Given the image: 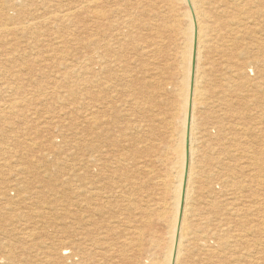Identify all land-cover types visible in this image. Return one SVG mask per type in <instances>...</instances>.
Wrapping results in <instances>:
<instances>
[{
  "label": "bare ground",
  "instance_id": "obj_1",
  "mask_svg": "<svg viewBox=\"0 0 264 264\" xmlns=\"http://www.w3.org/2000/svg\"><path fill=\"white\" fill-rule=\"evenodd\" d=\"M7 2L14 11L11 14L0 11V16L5 18L0 22V41H4L7 36L16 35L37 39L41 29L64 26V22L67 21L72 23L75 17H80L84 12L93 15L96 33L92 51L95 55L92 63L94 66L90 64L89 59L83 58L82 71L79 69L65 71L66 74L69 73L68 78L82 76V90H85L80 97V156L76 157L75 164L79 172L67 173L68 177L71 176L70 179L79 182L73 190H78L76 196L80 211L76 220L69 223L73 224L72 229L65 230V239L62 240L60 237L58 243H52L46 259H42L44 262L34 264H55V260L57 264H196L193 260L195 257L217 249L225 250L223 248L228 247V241H219L220 237L216 229L224 224L214 223L212 227L205 225L203 220L197 219L196 208L189 201L192 199V183L195 179L193 157L197 139L194 137V129H197L195 128L196 113L199 111V106L210 108L217 100L205 98V93L211 86L210 84L209 88L203 86L206 82L203 72L206 60L203 59L201 47L206 42L209 32H207L206 14L207 12L216 15L222 13L230 2L221 0L222 4L215 5L213 0H35L28 9L24 8L26 0H7ZM29 33L31 36H27ZM52 40L56 44L65 42L64 38L60 40L59 35L52 37ZM165 45H169L171 51L167 50ZM140 56L145 57L146 62L143 64L144 77L141 78L139 77L141 75L138 76L132 68V60H140ZM231 62L233 63V59ZM251 65V61L246 60L236 62L235 66L230 65L231 75L224 78L222 76L220 85L223 94H219L222 97L227 95L226 98L233 101L229 96L231 94L238 96L242 91L239 87L243 89L244 84L245 87L256 86L247 77L248 75L246 76V71L251 69ZM91 74H94L93 90H89ZM247 78L249 80H246ZM122 82L132 86V91L124 101L121 96L124 94ZM7 92L9 93V89ZM126 92L128 90L125 88ZM69 93L72 99L77 98L75 92ZM0 108L5 109L4 106ZM127 115L134 121L130 119L132 122L128 123ZM163 117L170 118L169 126L172 133L169 134L172 135L167 134L162 140L159 123ZM165 121L163 123H166ZM261 121L262 119H259L258 123L261 124ZM257 129L258 136L263 138L264 128L257 126ZM127 130L133 133L126 136ZM260 151V155L264 157V147ZM58 165L57 162L53 163L58 169L65 167ZM157 167L161 172L166 171L167 175L163 180L166 193L170 194L167 200L164 198V202L159 200L158 203L150 199L153 190L157 188L153 186L160 174ZM258 168L260 170L259 166ZM21 187L27 188L25 183H22ZM64 187L67 185L56 192H65ZM18 191H16V204L21 202L22 204L11 218H14L21 227L11 234L18 241H26V238L36 236L35 234L40 235L39 231L34 232L29 229L28 223L49 219L55 212L50 211L53 207L52 198L43 201L37 195L38 208L31 207L29 204L32 202L26 199L38 192L28 191L27 196L22 189ZM56 192L52 194L56 195ZM242 230L244 234L250 232L252 234L258 229L254 228L252 232V229L244 227ZM2 234L4 232L0 233ZM235 237L237 243L239 241L248 243L243 239L242 232L235 234ZM253 238L255 241L256 236ZM249 250L246 256L256 253V247ZM242 256L235 255L231 258L241 260ZM12 258L15 259L11 254L7 256L0 253V264H14L15 260ZM202 264L212 263L206 260Z\"/></svg>",
  "mask_w": 264,
  "mask_h": 264
},
{
  "label": "rangeland",
  "instance_id": "obj_2",
  "mask_svg": "<svg viewBox=\"0 0 264 264\" xmlns=\"http://www.w3.org/2000/svg\"><path fill=\"white\" fill-rule=\"evenodd\" d=\"M213 1L215 5L222 4L221 0ZM234 1L228 0L230 3L222 13L216 15L213 12H207L206 14V21L209 25H207V32L209 31L210 34L207 33L206 42L208 41V43L205 42L201 47L203 59L206 60L203 71L206 82L204 81L203 86L208 88L211 86L209 91L205 93V98L217 100L210 108L199 106V111L196 113L195 128L197 129H194V134L197 136L194 135V137L197 139L195 140L196 152L193 157L195 179L192 183V199L189 201L196 208L197 219L203 220L205 225L212 227L214 223L224 224L221 228H216L218 230L216 232L220 237L219 241H228V247L223 248L225 249L223 251L217 249V252L210 251L206 255L200 254L201 256L193 259L196 264H202L206 260L212 264H264V231H262L264 230V157L260 155V150L264 147V141L261 139L264 137L258 136L257 129V126L264 128V0ZM32 3H35V0H26L24 8L28 9ZM233 3L234 5H231ZM203 8L205 7L203 6ZM0 11L11 14L14 10L9 6L7 0H0ZM180 12L182 14V11ZM90 15L89 12L87 14L84 12L80 17H75L72 23L67 21L64 22V26L41 29L37 39H28L16 35L7 36L4 41H0V107H5V109L0 108V233L4 232L0 235V253L14 256L15 259L12 258L15 260L14 264L44 262L42 259H46L52 243H58L60 237L62 240L65 239V230L72 229L73 224L69 223L76 220L77 213L80 211L76 196L78 190H73L79 182L70 179L71 176L68 177L67 173L79 172L78 166L75 164L77 162L76 157L80 156V97L85 90H82V76L68 78L69 73L66 74L65 71L70 72L73 69L82 71L84 67L83 58L89 59L90 64L94 63L95 55L92 51L95 46L96 33L93 15ZM219 17L223 20L221 21ZM4 20L5 18L0 16V22ZM219 32L225 36L223 34V37L220 36ZM56 35L60 36V40L64 38L65 42L56 44L52 40V37ZM27 36H31V34L29 33ZM205 46L206 48H204ZM168 47L170 46L165 45V48L171 51ZM207 48L209 49L207 50ZM170 51L167 52L170 53ZM221 52L222 58H220ZM229 53L231 54L229 55ZM237 53L239 54L237 55ZM131 54L133 53L131 52ZM140 57V60H132V68L138 76L141 75L139 76L141 78L144 77L143 69L145 67L143 64L146 62L145 57ZM228 57L229 59H227ZM232 59L233 63L231 62ZM240 60L251 61L253 68L251 67L246 71V76L248 75L247 77L256 86L245 87L244 84L243 89L239 87L242 90L241 94L239 93L238 96L231 94L233 97L231 95L229 97L233 98V101H229V98H226L227 95L221 96L223 94L220 85L222 84V76L224 78L229 74L231 75L232 69L230 68L232 67L229 68V66H235L236 62L238 63ZM77 65L79 66L77 67ZM92 66L94 65L92 64ZM142 66L143 68H141ZM146 67L148 69V62ZM221 69L224 70L220 71ZM166 70L169 71V69ZM93 79L94 74H91L89 76V90L95 88ZM215 83L220 87L216 86ZM122 84L124 94L121 96L124 101L132 91V86L126 82H122ZM125 88L128 90L126 93ZM8 89L9 93L7 92ZM249 91L250 93H248ZM69 92H75L77 98L72 99ZM254 94L256 95L253 96ZM240 98L243 99L240 100ZM221 101L223 102L221 103ZM221 109L222 111H220ZM198 114L202 115L199 116ZM126 117L128 123L131 120L134 121L132 118L130 120L128 115ZM258 118L262 119L261 124L258 123ZM162 119L168 121L163 123ZM162 119L159 123V129H161L160 133H162L161 138L163 140L165 135L172 132L171 126H169L170 118L163 117ZM131 132L133 133V131L127 130L126 136H130ZM170 135L172 134L168 136ZM253 159L254 162H252ZM54 162L59 163L58 166L64 165L65 167L58 169V167L53 166ZM21 168L22 171L20 172ZM157 170L159 172L160 168L157 167ZM162 172H159V178L153 183V186L159 187V189L153 190V198L150 197L156 203L159 200V202H164V198L167 200L170 197L169 192L166 193L165 181L163 180L167 174H165V170ZM22 183H25L27 188H22ZM64 185H67L64 187L65 192H56L61 190ZM21 189L27 196L28 191L38 192L31 194V198L26 199V201L32 202L29 204L31 207L38 208L37 195L43 201L46 198H52L53 207L50 211L53 212L54 210L55 212L49 219L45 218L28 223L29 229L34 230V232L39 231L40 235L35 234L36 236L26 238V241H18L11 234L21 227L14 218H11L22 204V202L16 204V191H21ZM55 192L57 194L53 195L52 193ZM207 221L209 222L207 223ZM244 227L252 229V232L254 228L258 230L252 233L253 235L251 232L245 233V235L242 230ZM240 231L243 234V239L247 240L248 243L235 242V234L238 235L241 233ZM17 236L19 237V234ZM255 236L256 240L254 241L255 238L253 237ZM250 245L251 247H249ZM254 247H256V253L246 256L247 251L253 250ZM235 255L242 256L241 260L240 258H231ZM237 259L239 261H234ZM57 263L55 260V264Z\"/></svg>",
  "mask_w": 264,
  "mask_h": 264
}]
</instances>
